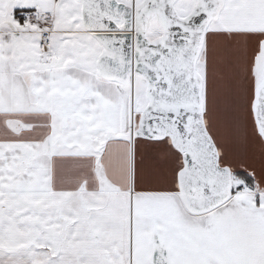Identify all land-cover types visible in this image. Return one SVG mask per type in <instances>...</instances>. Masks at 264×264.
Listing matches in <instances>:
<instances>
[{
    "label": "snow or ice",
    "instance_id": "snow-or-ice-1",
    "mask_svg": "<svg viewBox=\"0 0 264 264\" xmlns=\"http://www.w3.org/2000/svg\"><path fill=\"white\" fill-rule=\"evenodd\" d=\"M0 264H264V0H0Z\"/></svg>",
    "mask_w": 264,
    "mask_h": 264
}]
</instances>
